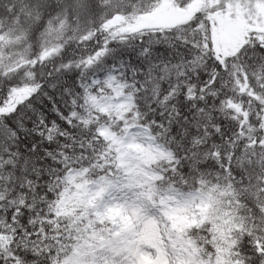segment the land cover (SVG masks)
Listing matches in <instances>:
<instances>
[{"label": "snow or ice", "instance_id": "snow-or-ice-1", "mask_svg": "<svg viewBox=\"0 0 264 264\" xmlns=\"http://www.w3.org/2000/svg\"><path fill=\"white\" fill-rule=\"evenodd\" d=\"M160 248L264 264V0H0V264Z\"/></svg>", "mask_w": 264, "mask_h": 264}, {"label": "rangeland", "instance_id": "rangeland-1", "mask_svg": "<svg viewBox=\"0 0 264 264\" xmlns=\"http://www.w3.org/2000/svg\"><path fill=\"white\" fill-rule=\"evenodd\" d=\"M134 151L141 152L145 160L152 159L151 154L147 152L142 146H136ZM200 206V205H199ZM167 213L171 214L173 217L178 219L181 223H188L191 221V215L189 210L186 208H169ZM170 231L166 229L162 224H160L153 217H147L143 220L140 225V234H141V243L150 244L152 246L162 245L163 240L161 239V234L167 236ZM177 245H180V242L175 240L173 242V247L176 248ZM176 251H179V248H176ZM160 258L159 264H167V261L163 259L164 253L163 248H160ZM143 264H156L150 257L147 255L144 256Z\"/></svg>", "mask_w": 264, "mask_h": 264}, {"label": "trees", "instance_id": "trees-1", "mask_svg": "<svg viewBox=\"0 0 264 264\" xmlns=\"http://www.w3.org/2000/svg\"><path fill=\"white\" fill-rule=\"evenodd\" d=\"M195 207H196V209L198 211L201 212V220L205 219L206 217L204 216V212L206 211L207 206H205L204 208H201L199 205H196ZM189 213H190L192 219L188 223H181L178 219H176L175 217H173L171 214H169L167 212H164L162 214L163 215V218H161L158 215L154 219H156L160 224H162L169 231L174 230L177 233V239L176 240L179 241L180 244L182 245V242H181V240L179 238V233H181L184 228L190 226V224L194 220V214H193V212L189 211ZM167 222H170V223H167Z\"/></svg>", "mask_w": 264, "mask_h": 264}]
</instances>
